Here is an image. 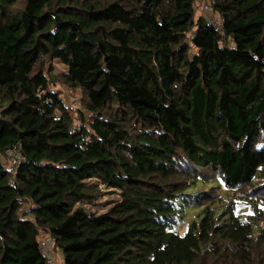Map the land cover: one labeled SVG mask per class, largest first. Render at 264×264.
I'll return each instance as SVG.
<instances>
[{
	"label": "trees",
	"instance_id": "obj_1",
	"mask_svg": "<svg viewBox=\"0 0 264 264\" xmlns=\"http://www.w3.org/2000/svg\"><path fill=\"white\" fill-rule=\"evenodd\" d=\"M0 101V264H50L45 237L64 264H264V0H0ZM217 182L249 217L174 232Z\"/></svg>",
	"mask_w": 264,
	"mask_h": 264
},
{
	"label": "rangeland",
	"instance_id": "obj_2",
	"mask_svg": "<svg viewBox=\"0 0 264 264\" xmlns=\"http://www.w3.org/2000/svg\"><path fill=\"white\" fill-rule=\"evenodd\" d=\"M106 1H115V0H106ZM207 2L198 3L197 10H196V18H199L201 15L206 17L207 19L210 17L211 12H207L205 9ZM220 18V17H219ZM221 20V19H220ZM222 22V21H221ZM223 25V24H222ZM47 69L51 71L52 75L56 79L51 84V88L58 90L61 98L65 102L67 108L75 115L78 114L79 110L84 106L86 103V96L81 89H75L68 85L61 83V78L64 76L66 72L65 66H63L58 61H50L47 63ZM58 84V85H57ZM1 102V101H0ZM1 112V107H0ZM5 163L8 165V160L5 158ZM22 164V162H21ZM19 164L17 167H19ZM9 166V165H8ZM16 167V168H17ZM213 190H210V187ZM102 188V195L101 199L96 204H85V208L90 212L95 213V215H101L106 213L114 204L120 199L119 192L112 190V189H105L103 186ZM201 189L205 193H211L212 198L206 199L201 206L187 208L186 214L182 220L174 227V232H177L179 235H185L186 231L188 230L189 226L193 221L198 220V215L204 210L210 203H215L219 209H224L228 202L236 201L235 205L236 208L233 210V213L241 218L242 220H246L251 213V208L248 204H245L243 198L236 197L234 192L226 190L220 183H216L215 185L208 184V187L201 186ZM196 192L192 191L190 194H194ZM47 237L44 238V240ZM49 248H50V255L53 264H64V258L61 251L54 247V243L51 241Z\"/></svg>",
	"mask_w": 264,
	"mask_h": 264
},
{
	"label": "built area",
	"instance_id": "obj_3",
	"mask_svg": "<svg viewBox=\"0 0 264 264\" xmlns=\"http://www.w3.org/2000/svg\"><path fill=\"white\" fill-rule=\"evenodd\" d=\"M205 9L207 12H211L210 17L207 19L208 24L211 27H213L216 32H218L220 35L223 36L224 29H223V25H222V22L219 16L212 11L210 5L206 4ZM5 157L8 160V165L13 168H16L19 164H21V162L24 161V157L21 154L16 153L14 150H7V152L5 153ZM49 241H51L49 238L43 240L41 242V247L44 253L48 256L49 262L51 264L52 260H50L51 255H50V248H49L50 242Z\"/></svg>",
	"mask_w": 264,
	"mask_h": 264
}]
</instances>
